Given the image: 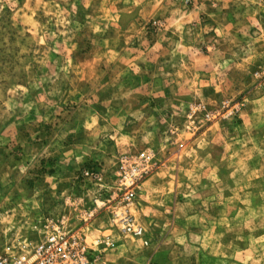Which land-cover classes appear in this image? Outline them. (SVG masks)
Segmentation results:
<instances>
[{"label": "rangeland", "instance_id": "obj_1", "mask_svg": "<svg viewBox=\"0 0 264 264\" xmlns=\"http://www.w3.org/2000/svg\"><path fill=\"white\" fill-rule=\"evenodd\" d=\"M68 231L264 264V0H0V255Z\"/></svg>", "mask_w": 264, "mask_h": 264}, {"label": "built area", "instance_id": "obj_2", "mask_svg": "<svg viewBox=\"0 0 264 264\" xmlns=\"http://www.w3.org/2000/svg\"><path fill=\"white\" fill-rule=\"evenodd\" d=\"M134 192L124 194V200L130 201ZM123 230L135 236L142 233V227L134 225L128 217L121 218ZM83 239L77 232H59L46 236L27 253L13 256L0 255V264H90Z\"/></svg>", "mask_w": 264, "mask_h": 264}]
</instances>
